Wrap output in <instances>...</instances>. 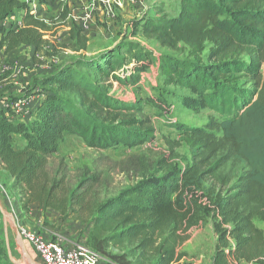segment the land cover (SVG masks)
<instances>
[{"label": "trees", "instance_id": "trees-1", "mask_svg": "<svg viewBox=\"0 0 264 264\" xmlns=\"http://www.w3.org/2000/svg\"><path fill=\"white\" fill-rule=\"evenodd\" d=\"M68 13L65 8L66 27ZM157 15L135 22L132 36L141 31L160 48L186 52L184 58L161 56L164 84L189 91L184 103L193 112L211 113L203 127L170 123L192 163L178 167L174 143L160 158L151 151L135 154L126 170L138 180L115 196H103L98 174L84 172L72 184L65 171H51L50 160L66 136L99 152L156 140L140 108L111 95L116 85L137 86L155 60L142 44L124 42L97 56L81 54L36 80L43 101L30 123L8 117L10 104L20 98L9 94L7 76L0 75L6 190L19 198L22 211L39 204L58 213L63 225L91 226L86 247L110 264H177L191 231L209 221L218 238L212 264H264V230L257 225L264 222V0H180L177 17ZM17 16H23L19 24L5 25ZM54 28L37 18L29 1L0 0V55L31 46L38 63ZM69 35L78 52H89L80 27L73 24ZM14 137L22 139L21 148Z\"/></svg>", "mask_w": 264, "mask_h": 264}, {"label": "rangeland", "instance_id": "rangeland-1", "mask_svg": "<svg viewBox=\"0 0 264 264\" xmlns=\"http://www.w3.org/2000/svg\"><path fill=\"white\" fill-rule=\"evenodd\" d=\"M27 1L37 18L53 23L55 28L54 32L46 38V49L38 54V63L34 62L35 54L32 47H22L21 52L17 53L12 61L6 60L8 67L4 69H8V74L5 76L8 80L9 94L20 98L19 101L27 102L21 109H14V111L12 109L7 112L12 121L30 123L42 99L39 96V88H34L36 80L52 74L65 62L81 54L93 57L105 50L115 49L121 43L137 42L152 51L155 56L150 70L143 74L137 86L116 85L111 95L120 101L139 107L140 115L152 121L157 131L156 140L150 145L132 150L121 148L99 152L88 149L78 138L66 136L58 154L50 160L52 172L60 168L67 173L72 184H75L84 172H89L91 175L98 174L103 187L99 185L97 187L102 191L103 196H115L138 180L133 173L126 170L135 154L151 151L153 157L160 158L170 154V145L174 143L177 146L174 150L178 167L184 169L192 163L190 149L182 141V135L174 130L170 123L181 122L190 127H203L211 113L207 110H202L200 113L193 112L184 103L185 98L192 97L191 93L178 87L166 86L159 70L161 56L172 55L184 58L187 53L160 48L155 41L142 38L141 31H138L136 37L132 36L135 22L156 18L160 11L170 17H177L180 13V0H122V8L111 5L105 2L106 0H75L69 7L66 5L68 3L60 0ZM92 2L95 4V11L88 25L80 27L81 25L75 23L90 40L89 52L81 53L77 51L78 47L69 35V29L73 23L67 20L68 27L64 26L62 15L65 8H68L72 15L83 17L84 7ZM77 4L80 6V12L74 8L71 9V5ZM22 17L17 16L6 21L5 25L15 26L19 24ZM208 51L209 47L205 57ZM7 104L6 102L2 106L7 107ZM13 142L16 148H21L24 144L20 137H14ZM9 185V181L0 173V203L6 215L5 218L0 212V257L3 259V264H42L33 248L19 236L18 221L30 228L36 226L25 222L22 208L16 202L19 198L13 197L6 190ZM214 225L213 221H209L204 228L191 231L189 240L181 248L183 259L177 264H212L218 241ZM257 225L264 230V222L258 221ZM63 228H66L65 224ZM6 237L9 238L10 248H7ZM56 238L53 237V239ZM100 264L110 263L102 259Z\"/></svg>", "mask_w": 264, "mask_h": 264}, {"label": "built area", "instance_id": "built-area-1", "mask_svg": "<svg viewBox=\"0 0 264 264\" xmlns=\"http://www.w3.org/2000/svg\"><path fill=\"white\" fill-rule=\"evenodd\" d=\"M65 1L68 7L75 0H60ZM68 1V2H67ZM99 1V0H96ZM104 1V0H103ZM105 2L123 7L122 0H106ZM90 3H88L89 5ZM95 4L92 2L89 6L84 7V16H74L69 11V20L73 24H78L80 27L87 26L92 20ZM46 21V20H45ZM72 24V25H73ZM75 24V25H76ZM38 89V88H37ZM27 102L19 101L10 104L11 110L21 109ZM19 233L22 240L31 246L42 264H100L102 258L96 253L89 250L84 243L65 246L60 239H53V235H48L47 232L38 228H30L25 226L21 221H18ZM55 237V236H54Z\"/></svg>", "mask_w": 264, "mask_h": 264}, {"label": "crops", "instance_id": "crops-1", "mask_svg": "<svg viewBox=\"0 0 264 264\" xmlns=\"http://www.w3.org/2000/svg\"><path fill=\"white\" fill-rule=\"evenodd\" d=\"M82 2V1H81ZM82 6V4L79 2ZM79 4L76 6L71 5V9L74 8L76 11H79ZM70 9V8H69ZM80 12V11H79ZM22 47H31V46H20L16 51L4 55H0V64L2 63V67L0 68V75H7V70L4 69L8 67L6 60H13L14 56L17 53L21 52ZM33 48V47H32ZM33 54H35V49L33 48ZM43 101V96L39 95ZM39 106V105H38ZM37 106V108H38ZM36 108V109H37ZM36 111V110H35ZM24 213V220L29 224H33L36 227L35 229L40 227L39 230L47 232L48 235H53V237H57L60 241L65 245H73L78 243H85L90 233L91 226H87L86 224L80 222H71L69 224H65L66 228H63V221L60 218V215L52 210H44L40 207L39 204H32L27 211H22ZM63 225V226H62ZM17 236V235H16ZM8 237L6 240L8 241ZM11 244L7 243V246ZM7 248H10L9 246ZM17 250V248H16ZM10 251V250H9ZM242 264H249L247 262H243Z\"/></svg>", "mask_w": 264, "mask_h": 264}, {"label": "water", "instance_id": "water-1", "mask_svg": "<svg viewBox=\"0 0 264 264\" xmlns=\"http://www.w3.org/2000/svg\"><path fill=\"white\" fill-rule=\"evenodd\" d=\"M0 212H1V214L2 215H4V217L6 218V215H5V212H4V209H3V206H2V204L0 203ZM19 234V233H18ZM19 236H20V234H19ZM20 238H21V236H20ZM22 239V238H21Z\"/></svg>", "mask_w": 264, "mask_h": 264}]
</instances>
